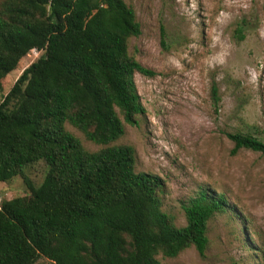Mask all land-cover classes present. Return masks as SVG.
<instances>
[{
  "label": "trees",
  "instance_id": "1",
  "mask_svg": "<svg viewBox=\"0 0 264 264\" xmlns=\"http://www.w3.org/2000/svg\"><path fill=\"white\" fill-rule=\"evenodd\" d=\"M245 29H236L240 39ZM139 35L123 0H0V182L20 176L28 189L0 204V264H160L158 254L191 246L204 256L209 220L228 210L224 195L200 187L182 202L186 224L176 227L161 210V179L134 171L132 147L89 152L65 127L107 145L124 123L137 124L145 111L133 76L154 75L128 55ZM31 50L41 55L23 69ZM212 98L217 104L215 86ZM226 136L231 155L264 157L261 139ZM39 161L48 170L35 188L24 170Z\"/></svg>",
  "mask_w": 264,
  "mask_h": 264
},
{
  "label": "rangeland",
  "instance_id": "2",
  "mask_svg": "<svg viewBox=\"0 0 264 264\" xmlns=\"http://www.w3.org/2000/svg\"><path fill=\"white\" fill-rule=\"evenodd\" d=\"M123 1L140 25L128 55L154 73L133 76L145 112L107 145L66 129L89 152L132 147L134 171L161 179V210L176 227L186 224L182 202L200 187L226 197L227 212L208 222L204 256L191 246L174 258L158 254L160 264H264V157L246 149L231 155L226 136L248 133L264 142V0ZM239 26L246 27L242 39ZM40 55L31 50L23 69ZM20 73L7 75L8 88ZM47 170L39 161L24 175L37 188ZM26 194L20 176L0 182V204ZM35 264L52 263L40 258Z\"/></svg>",
  "mask_w": 264,
  "mask_h": 264
}]
</instances>
